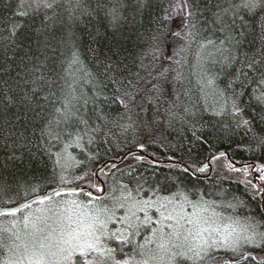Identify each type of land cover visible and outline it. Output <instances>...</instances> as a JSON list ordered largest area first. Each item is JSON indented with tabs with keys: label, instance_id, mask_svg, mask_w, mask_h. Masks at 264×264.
Segmentation results:
<instances>
[{
	"label": "trees",
	"instance_id": "obj_1",
	"mask_svg": "<svg viewBox=\"0 0 264 264\" xmlns=\"http://www.w3.org/2000/svg\"><path fill=\"white\" fill-rule=\"evenodd\" d=\"M241 4L0 0V207L58 185L102 193L62 191L2 212L0 264L30 238L24 217L42 216L36 207L53 214L64 201L108 202L127 191L183 193L218 208L222 223L254 225L251 241L198 260L177 255L175 264H264V0L251 11ZM223 149L235 163L220 154L210 173L200 169ZM112 243L120 257L137 254L134 242Z\"/></svg>",
	"mask_w": 264,
	"mask_h": 264
},
{
	"label": "snow or ice",
	"instance_id": "obj_2",
	"mask_svg": "<svg viewBox=\"0 0 264 264\" xmlns=\"http://www.w3.org/2000/svg\"><path fill=\"white\" fill-rule=\"evenodd\" d=\"M259 3L260 0H242L241 6L251 11ZM45 6L50 8L52 4L45 3ZM19 14L27 15L26 12ZM109 14L113 20L117 18L115 8L110 9ZM113 199L115 207L125 209L122 217L115 215V207L93 205L88 208L74 200L64 201L62 208L51 210L56 227H50L46 232L37 227L41 217L35 220L24 217L25 227L31 224L34 233L39 232L41 236L31 244L25 243L24 253L6 264H133L127 259L116 260V250L102 241L130 244L141 234V228L150 231L151 236L144 237V243L137 246V254L142 259L135 264H174L177 255L188 256V253H191L189 259H203L209 248L235 247L242 238L251 241L256 235L254 225H238L236 221L221 225L215 213L212 216L204 214L208 211L204 202H193L183 193L138 199L127 191ZM152 209L159 214L156 219L150 215ZM117 223L123 227L109 228ZM249 228L253 229V234L242 237L241 233L248 232ZM259 235L264 239V233ZM16 238L20 239L19 236ZM152 243H155L154 248L149 247Z\"/></svg>",
	"mask_w": 264,
	"mask_h": 264
},
{
	"label": "rangeland",
	"instance_id": "obj_3",
	"mask_svg": "<svg viewBox=\"0 0 264 264\" xmlns=\"http://www.w3.org/2000/svg\"><path fill=\"white\" fill-rule=\"evenodd\" d=\"M137 144H139V143H135V144H131V146H133V147H136V146H138ZM211 166H212V163H211ZM209 168V167H208ZM261 176V177H260ZM260 176L258 175V177H259V181L261 182L260 184L262 185H264V174H260ZM100 185V184H99ZM262 188L264 189V186H262ZM120 195H116V196H114V197H119ZM114 197H112L108 202H99V201H97V200H93V201H86V202H84V203H81L80 205H86V206H88V208H91L93 205H95V206H108V207H115V204H114ZM193 202H197V201H195V200H193ZM205 203V202H204ZM206 206H208V211L207 212H205L204 214L205 215H208V216H212L213 215V213H215V215H216V218H217V220L221 223V225H223V224H228V223H231L232 221H234L233 219H231V218H228L227 219V221H226V223L225 222H221L222 220L220 219V215L217 213V211H218V208H216V207H213V206H211V204H209V203H206ZM210 206V207H209ZM187 207V206H186ZM43 208L44 207H36V209H41L40 211L41 212H43V215L42 216H40L41 217V220L39 221V222H37V227L38 228H41V229H44L45 230V232L46 231H48L49 230V228L50 227H56V224H55V218H54V216H53V214H50V212H47V209L46 210H43ZM119 209V210H118ZM85 210H87V209H85ZM187 210L188 211H191V209H190V207H188L187 208ZM125 214V209L124 210H122V211H120V208L119 207H115V215L117 216V217H122L123 215ZM140 215H142V214H140ZM150 215H152L153 216V219H156L157 217H158V213H156V212H153V210H151V212H150ZM238 225H245V224H243V223H238ZM123 227V225H121V224H119V223H117V224H115V225H109V228L110 229H113V230H115L116 228H122ZM17 230H19V231H22V230H24V226H19L18 227V229ZM238 230H239V227H238ZM165 231H168V229H165ZM15 233V232H14ZM28 233H29V239L26 241V243H28V244H31V243H33L35 240H38L39 238H40V236H41V233H39V232H35L34 233V231L33 230H31L30 232L28 231ZM140 235H138V236H136L134 239H133V242L136 244V245H141V244H143L144 243V237H146V236H151V232L150 231H147L146 229H144V228H141V230H140ZM26 234V232L24 231V233H23V235H25ZM247 235H251V233H250V231L248 230V232H246V233H241V236L243 237V236H247ZM36 237H38L37 239H35ZM35 239V240H34ZM243 239V238H242ZM106 246H108V247H111V248H114V245H113V243H112V240H108V239H104L103 241H102ZM134 243L131 245V247L130 248H133V249H135V245H134ZM25 244V243H24ZM23 244V245H24ZM149 247H151V248H154L155 247V243H152V244H150L149 245ZM216 246H214V247H212V248H215ZM23 248V249H22ZM22 248H20V249H17V250H15L14 252H13V255H12V253H10L12 256V258L11 259H9V261L10 260H16L18 257H20L21 256V254H23L24 253V247L22 246ZM210 249V248H209ZM186 251V250H185ZM16 254V255H15ZM114 256H115V259L116 260H131L132 262H133V264H135V262L136 261H139V260H141L142 259V257L141 256H137V254L136 255H131V254H123V255H121V257L120 256H118L117 254H115L114 253ZM137 259L136 261H134L133 259ZM4 259L5 258H3V260H1V262L2 261H4ZM8 261V260H7ZM175 264V263H174Z\"/></svg>",
	"mask_w": 264,
	"mask_h": 264
},
{
	"label": "water",
	"instance_id": "obj_4",
	"mask_svg": "<svg viewBox=\"0 0 264 264\" xmlns=\"http://www.w3.org/2000/svg\"><path fill=\"white\" fill-rule=\"evenodd\" d=\"M127 154H128V152H125L120 159H123ZM139 154L145 155V156L149 157L152 160H156V158L153 155H151V154H149L147 152H143V151L140 150ZM220 154H227L228 157H229V161L232 162V163H235L234 159L230 156L229 152L227 150L223 149V150H219V151L214 152L213 154H211L207 158V160L200 166V169H204L205 167H209V173H210L211 170H212L211 159L214 158L217 155H220ZM169 160L173 161V163H181L187 169L192 170L194 173H196L188 164L184 163L181 160H178L177 158H170ZM117 162H118V160L110 162L109 166L107 167V170H109L113 165L117 164ZM106 164H107V162H103L99 166V168L105 167ZM100 183L103 186V183L100 181V178L98 176V170H96L95 185L99 186ZM83 189L88 190V192L90 194H93V195H98L99 196L100 194H102V193L98 194L92 187L87 186V185H58V186L51 187L48 191H46L44 193L36 194V195H34V196L30 197V198H27L24 201L14 205V206L0 207V213L18 210V209L24 207L26 204L28 205V204H30L32 202L37 201V200L48 198V197H50V196H52V195H54L56 193L62 192V191H76V190H83ZM104 191H105V189L103 188L102 192H104Z\"/></svg>",
	"mask_w": 264,
	"mask_h": 264
}]
</instances>
